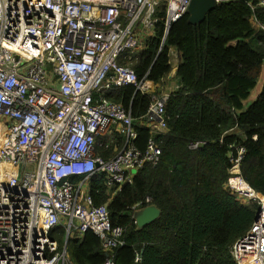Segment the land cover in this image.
<instances>
[{
  "label": "built area",
  "instance_id": "obj_1",
  "mask_svg": "<svg viewBox=\"0 0 264 264\" xmlns=\"http://www.w3.org/2000/svg\"><path fill=\"white\" fill-rule=\"evenodd\" d=\"M191 1L0 0V264H75L68 241L88 231L106 251L126 245L125 229L111 224L106 204H94L87 182L103 174L115 195L146 163L157 165L162 150L154 138L137 147L132 114L104 92L133 86L150 94L144 121L166 132L170 93L123 63L137 59L161 13L166 35ZM115 131L124 145L105 159L97 142L116 144ZM236 150L226 188L258 208L231 253L237 264H264V194L242 176L245 148ZM149 205L133 206L135 223ZM60 226L63 243L54 236ZM141 259L137 251L135 264ZM104 264L115 263L107 256Z\"/></svg>",
  "mask_w": 264,
  "mask_h": 264
},
{
  "label": "trees",
  "instance_id": "obj_2",
  "mask_svg": "<svg viewBox=\"0 0 264 264\" xmlns=\"http://www.w3.org/2000/svg\"><path fill=\"white\" fill-rule=\"evenodd\" d=\"M160 17L137 59L123 64L160 85L172 70L171 48L179 51L181 85L166 103V132L153 133L144 121L150 94L120 86L104 95L132 114L139 134L135 145L144 149L154 138L162 154L115 195L103 174L91 181L94 204L107 205L111 224L125 229L126 245L106 251L88 231L68 241L75 264H104L107 256L115 264H135L137 251L139 264H237L232 246L255 221L258 205L245 203L226 184L241 146V174L264 194V85L245 107L264 73V30L254 26L264 24V7L255 0H220L202 22L192 24L186 13L166 35L164 13ZM117 140L107 150L99 147L101 156L111 158L124 141ZM199 141L206 143L192 149ZM142 202L161 214L139 228L131 212ZM57 231L63 243L65 230Z\"/></svg>",
  "mask_w": 264,
  "mask_h": 264
},
{
  "label": "water",
  "instance_id": "obj_3",
  "mask_svg": "<svg viewBox=\"0 0 264 264\" xmlns=\"http://www.w3.org/2000/svg\"><path fill=\"white\" fill-rule=\"evenodd\" d=\"M218 4L216 0H192L189 8V20L192 24L202 22L207 14ZM161 211L155 205H149L135 212V219L139 228L150 224L160 217Z\"/></svg>",
  "mask_w": 264,
  "mask_h": 264
},
{
  "label": "crops",
  "instance_id": "obj_4",
  "mask_svg": "<svg viewBox=\"0 0 264 264\" xmlns=\"http://www.w3.org/2000/svg\"><path fill=\"white\" fill-rule=\"evenodd\" d=\"M262 25L263 24H259L257 21H254V26L256 28L262 29ZM181 60H182V58H181V55H180L179 51L176 48H171V60H170V63H171V66H172V70L167 76H165L162 79L160 85H158L157 90L159 91V93L162 92V93H170L171 94L172 92H174L175 90H177L180 87L181 84H180V81H179V77L177 75V71H178V65L181 63ZM260 77H264V73H262ZM258 83H259V81H258ZM263 85H264V82H263ZM263 85H262V88H263ZM159 88H160V90H159ZM262 88H261V90H262ZM235 131H238V130H235ZM102 143L103 142H99V140H98V142H97V148L98 149H99V147H103V149L105 148V146Z\"/></svg>",
  "mask_w": 264,
  "mask_h": 264
},
{
  "label": "rangeland",
  "instance_id": "obj_5",
  "mask_svg": "<svg viewBox=\"0 0 264 264\" xmlns=\"http://www.w3.org/2000/svg\"><path fill=\"white\" fill-rule=\"evenodd\" d=\"M261 78V79H260ZM259 78V83L257 85V87L252 91L250 97L245 101V107L248 108L258 97V95L261 92V88L264 82V77H260ZM104 135V133H103ZM87 187H90L89 182H87ZM57 235V233L55 234Z\"/></svg>",
  "mask_w": 264,
  "mask_h": 264
},
{
  "label": "bare ground",
  "instance_id": "obj_6",
  "mask_svg": "<svg viewBox=\"0 0 264 264\" xmlns=\"http://www.w3.org/2000/svg\"><path fill=\"white\" fill-rule=\"evenodd\" d=\"M140 50H141V49H140ZM113 103H114V102H113ZM116 104H117V103H116ZM121 106H122V105H121ZM114 133H115L116 136H121V135H120V132H118V131H115ZM101 138H103V142H104L105 139H106V137H104V136L101 137ZM117 143H118V142H117ZM117 143H116V144H117ZM123 145H124V141H123V143H122L121 148L123 147ZM109 148H110V147H109ZM109 148H106V147H105L104 149L107 150V149H109ZM121 148H120V149H121ZM120 149H119V150H120ZM97 152H98V148H97ZM98 153H99V152H98ZM99 154H100V153H99ZM100 155H101V154H100ZM102 157H103V156H102ZM96 176H98V175H95L94 178H95ZM94 178H91V179H90L89 184L91 183L92 180H94ZM87 189L90 190V187H87ZM82 236H83V235H82ZM82 236H79V237H82ZM73 238H75V237H73ZM67 248H68V244H67Z\"/></svg>",
  "mask_w": 264,
  "mask_h": 264
}]
</instances>
